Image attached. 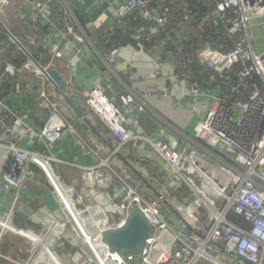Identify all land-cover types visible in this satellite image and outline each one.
<instances>
[{
	"label": "built area",
	"instance_id": "obj_1",
	"mask_svg": "<svg viewBox=\"0 0 264 264\" xmlns=\"http://www.w3.org/2000/svg\"><path fill=\"white\" fill-rule=\"evenodd\" d=\"M196 1L198 7L192 9L184 0H127L112 13L118 20L134 16L140 24L136 40L162 38L164 53L173 59L176 79L192 85L196 93L198 86L191 83L190 66L197 62L206 71L208 85L215 93L214 103L208 104L197 130L199 149L180 152L163 139L136 134L126 128L124 115L100 89L83 94L87 106L117 140L114 155L128 142L147 144L165 162L170 184H181L192 191L191 199L184 204L174 208L154 188L160 200L149 199L151 194L142 193L128 180L108 173L105 168L109 160H105L98 167L81 168L86 187L104 188V193L94 197L95 207L84 216L85 212L76 208L73 188L65 186L55 170L54 164L59 161L53 156L22 149L11 141L28 126L26 118L15 117L11 126L0 112V152H4L0 164L7 161L3 190L19 200L21 190L33 174L32 166H37L61 200L63 211L75 224L72 231H67L61 222L49 225L38 238L39 247L32 260L42 251L49 258L46 264H92V261L97 264H199L201 260L210 264H264V52L255 50L252 38L255 20L264 23V0ZM12 2L0 0V16ZM23 3L32 13L49 15L46 7L41 8L33 0H23ZM194 22L201 30L209 26L221 30L223 35L199 41L191 48L194 54L189 57L185 43ZM1 66L0 87L6 74L19 75L26 68L11 64L2 69ZM28 68L32 66L29 64ZM37 94L38 107L48 113L41 138L56 144L68 132L75 133L56 97L45 88ZM0 107L7 110L2 101ZM100 151L97 147L96 155ZM116 178L121 182L116 180L119 185L110 187L107 182ZM165 202L183 222L182 229L162 213ZM136 207L156 227L140 263L136 262V255L122 257L111 252L102 241V232L122 228L130 210ZM118 213L120 216L116 217ZM233 216L243 224L232 220ZM60 249L75 253L61 256Z\"/></svg>",
	"mask_w": 264,
	"mask_h": 264
},
{
	"label": "crops",
	"instance_id": "obj_2",
	"mask_svg": "<svg viewBox=\"0 0 264 264\" xmlns=\"http://www.w3.org/2000/svg\"><path fill=\"white\" fill-rule=\"evenodd\" d=\"M33 1L41 8L46 7L49 15L32 13L23 0H13L6 13L0 16L2 25L44 68L60 73L66 81L67 90L80 101L77 108L86 120L71 111L59 93L32 68H28L30 61L0 25L2 69L7 64L11 65L14 59L21 56L26 58V68L17 74L14 88L10 89L5 101L0 99L7 109L0 107L6 123L14 120L8 123L12 126L15 117L27 120L28 126L11 141L22 149L53 156L59 161L54 164L55 170L61 182L73 188L76 208L82 209L84 200L89 203L97 194L104 193L101 187L92 189L85 186L84 189L85 179L81 168L98 167L105 160H109V166L105 168L108 173L121 177L120 180H128L142 193L151 194V199H159L156 191L174 208L191 199L193 194L190 189L181 184H170L165 162L147 144L131 141L114 155L117 140L87 106L83 94L100 89L124 115L128 130L149 139H163L181 152L200 148L197 130L208 104L214 103V90L194 84L198 86L196 93L192 85L176 79L173 59L164 53L162 38L145 42L136 40L135 34L140 24L137 22V27L129 29L126 18L118 20L112 13L127 0ZM113 30L121 31V36L111 39ZM252 38L255 50L264 52L262 20H255ZM6 83L5 75L2 87ZM41 88L47 89L61 103L66 120L75 130L73 134H65L56 144L41 138L48 118V113L38 107L37 91ZM97 147L101 150L98 155L95 152ZM2 155L3 151L0 152ZM209 160L216 162L212 158ZM6 162L0 164V264H21L14 261L18 260L19 255L32 264H46L49 258L42 251L32 260L39 247L38 238L44 235L49 225L66 223L65 220L69 222L70 219L45 174L37 166H32L33 174L21 190L19 200H15L13 194L6 193L2 182ZM130 167L142 177L131 178L128 174ZM116 180L120 181L116 178L107 183L110 187L117 186ZM94 202L97 204L96 198ZM10 227L13 229L9 230ZM23 238L36 243L35 248L31 249L29 245L25 250L21 249V245L26 246ZM38 255L45 261H41Z\"/></svg>",
	"mask_w": 264,
	"mask_h": 264
},
{
	"label": "water",
	"instance_id": "obj_3",
	"mask_svg": "<svg viewBox=\"0 0 264 264\" xmlns=\"http://www.w3.org/2000/svg\"><path fill=\"white\" fill-rule=\"evenodd\" d=\"M0 25L3 26L4 32L10 40L25 54L27 59L30 61L33 71H36L39 75H41L59 93L71 111L76 112L84 118L83 114L77 108L80 101L77 97L73 96L69 90H67L66 81L60 73L57 71H49L44 68L15 38V36L4 25H2L1 21ZM87 124L90 128H93L89 122H87ZM128 174L133 179L142 177L135 171L134 168L131 167L128 169ZM147 184L151 186L148 182ZM165 206H162L161 208L162 213L166 216L170 223H172L175 227L182 229L183 222H181L179 216L172 210L170 204L165 202ZM155 231L156 227L150 223L141 209L136 207L130 210L126 223L122 228L103 231L102 241L111 252L122 257H126L127 255H136V262L140 263L143 252L147 246V242L154 236Z\"/></svg>",
	"mask_w": 264,
	"mask_h": 264
},
{
	"label": "trees",
	"instance_id": "obj_4",
	"mask_svg": "<svg viewBox=\"0 0 264 264\" xmlns=\"http://www.w3.org/2000/svg\"><path fill=\"white\" fill-rule=\"evenodd\" d=\"M184 1L192 9H194V7H198L196 0H184ZM132 17H134V16L127 17L126 21H125L128 24L129 29L137 27V22H135ZM129 18H131V19H129ZM200 30L201 29L198 28V24L196 22H194L188 30L189 35H188V41L185 43V48L188 50L189 57L190 56L192 57L194 54L193 51L191 50V48L195 47L199 41H204L206 39H216L217 37H220L223 35L221 30H219V29L213 30V28H211L209 26L204 27L201 31ZM121 33L122 32L119 30H113L110 38L114 39V38L120 37ZM133 36H134V34H133ZM0 62H1V65H4V62H2V61H0ZM25 62H26V58L24 56H21L17 59H14L12 64L18 68H21V67H24ZM190 70H191V74H192V77H191V83L192 84H197L198 86H202L203 88H208V89L211 88V86L208 85L207 73L202 66H200L196 62L190 66ZM17 76H18L17 74L15 76H11L9 74H6L7 83L4 87H2V86H1L2 88L0 87L1 89H4V91L0 90V99L4 100L7 98L8 92L10 91V89L14 88L13 83L16 81ZM13 121L14 120H10L8 123L11 124ZM232 220H234L240 224H243V221L238 217L233 216Z\"/></svg>",
	"mask_w": 264,
	"mask_h": 264
},
{
	"label": "rangeland",
	"instance_id": "obj_5",
	"mask_svg": "<svg viewBox=\"0 0 264 264\" xmlns=\"http://www.w3.org/2000/svg\"><path fill=\"white\" fill-rule=\"evenodd\" d=\"M73 180H70V182H72ZM115 184V182H113V184L112 185H114ZM75 185V184H74ZM84 189H86V187H85V182H84ZM184 193V192H183ZM184 195V194H183ZM149 199H151V198H149ZM95 202L91 199L90 200V202L89 203H87V201L86 200H84V202H83V206H82V209L79 207V208H77V209H80V210H82L83 212H85L84 213V216H87L88 214H89V209H93L94 207H95V205L96 204H94ZM119 205V203L118 202H116L115 203V206H118ZM67 214V213H66ZM68 215V214H67ZM120 215H119V213H118V215H116V217H119ZM70 218V217H69ZM70 220H71V218H70ZM65 222L66 223H64V222H62V224H65V226H66V229H67V231H72L73 230V228L75 227V224H74V222L71 220V221H67V220H65ZM11 229H13V227H10V229L9 230H11ZM66 231V232H67ZM24 239V241H25V243H26V246L25 245H21L20 247H22L21 249H23L24 248V250L27 248V246H31L30 248L31 249H33V247L35 248V244L36 243H33L32 242V240L30 241L29 239H27V238H23ZM82 246H83V244H82ZM82 246H81V248H82ZM68 250H70V249H68ZM58 252H59V255H61V256H63V255H65V254H67L66 252H63V250L61 251V250H58ZM70 252H71V254H73V253H75L74 251H72V250H70ZM79 253H80V251H79ZM68 254H70V253H68ZM90 253H88V255H89ZM40 257V260L41 261H45L44 259H42L41 258V256H39ZM26 258H23L22 257V255H19L18 256V260H14V261H17V262H21V264H26L29 260H25ZM23 260H25V261H23ZM13 261V260H12ZM237 262V261H236ZM92 264H97L96 262H94V261H92ZM199 264H210V262L209 261H207V260H201L200 262H199ZM237 264H239L238 262H237Z\"/></svg>",
	"mask_w": 264,
	"mask_h": 264
},
{
	"label": "clouds",
	"instance_id": "obj_6",
	"mask_svg": "<svg viewBox=\"0 0 264 264\" xmlns=\"http://www.w3.org/2000/svg\"><path fill=\"white\" fill-rule=\"evenodd\" d=\"M62 98V97H61ZM162 206H165V205H162Z\"/></svg>",
	"mask_w": 264,
	"mask_h": 264
}]
</instances>
